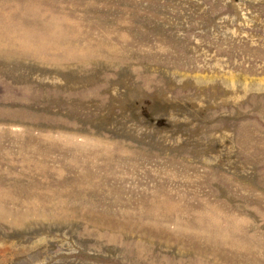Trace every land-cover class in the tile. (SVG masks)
<instances>
[{
  "label": "rangeland",
  "instance_id": "rangeland-1",
  "mask_svg": "<svg viewBox=\"0 0 264 264\" xmlns=\"http://www.w3.org/2000/svg\"><path fill=\"white\" fill-rule=\"evenodd\" d=\"M0 264H264V0H0Z\"/></svg>",
  "mask_w": 264,
  "mask_h": 264
}]
</instances>
